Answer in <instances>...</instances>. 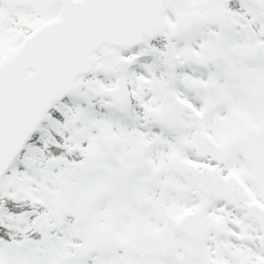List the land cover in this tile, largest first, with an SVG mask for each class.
I'll use <instances>...</instances> for the list:
<instances>
[{
  "label": "snow or ice",
  "instance_id": "6c2138e0",
  "mask_svg": "<svg viewBox=\"0 0 264 264\" xmlns=\"http://www.w3.org/2000/svg\"><path fill=\"white\" fill-rule=\"evenodd\" d=\"M0 264H264V0H0Z\"/></svg>",
  "mask_w": 264,
  "mask_h": 264
}]
</instances>
